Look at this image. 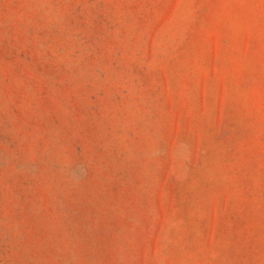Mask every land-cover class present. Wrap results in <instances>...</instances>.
<instances>
[{
    "label": "rangeland",
    "instance_id": "obj_1",
    "mask_svg": "<svg viewBox=\"0 0 264 264\" xmlns=\"http://www.w3.org/2000/svg\"><path fill=\"white\" fill-rule=\"evenodd\" d=\"M0 264H264V0H0Z\"/></svg>",
    "mask_w": 264,
    "mask_h": 264
}]
</instances>
